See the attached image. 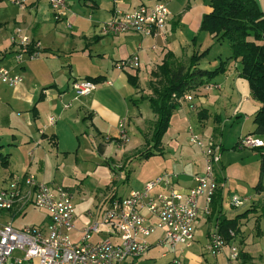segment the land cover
<instances>
[{"label":"crops","instance_id":"crops-1","mask_svg":"<svg viewBox=\"0 0 264 264\" xmlns=\"http://www.w3.org/2000/svg\"><path fill=\"white\" fill-rule=\"evenodd\" d=\"M156 2L166 4L170 17L163 29L152 37L142 36L130 28L115 34L111 31L106 33L102 31V25L112 19L115 11L131 12L142 3V0H71L65 15L72 26L70 32L66 34L61 30V27L66 28L64 22L53 20L47 0H27L23 8L14 4V0H0V50L6 51L0 55V66L8 68L22 78L14 87L0 83V123L14 132L20 128L23 130L22 136L13 132L10 135L9 144L17 150H8L2 155L3 148L0 144V186L11 178L33 174L50 185L67 189L72 200L73 191L67 186L55 183L50 176L52 167L59 158L58 153L63 154L62 161L70 155L71 148L65 146V139L76 141L74 162L90 159L97 163L104 161L112 164L113 160L108 154L111 144L122 146L129 143L130 123L135 124L140 134L144 133L145 123H152V128L150 130L149 126L150 131L148 130V136L145 138L150 145L156 114L152 111L153 116L149 118L145 117L144 112L136 110L130 116V111L126 112V100L130 99L133 102L134 99L130 97L134 94L138 99L148 95L149 91L144 87L142 89L140 85L145 80H150V71L161 64L165 54L171 53L177 61L185 63L192 55H200L206 51L197 62L202 66L206 64L217 66L223 57L230 55V51L224 56L222 50L218 51L217 46H221L222 41L200 31L202 16L211 10L210 0L144 1L147 5ZM17 30L40 44L38 58L27 59L23 54L22 61L16 63L14 52L18 51L19 47L11 39L17 40ZM133 54L139 59L137 68L120 70L116 67L117 61ZM238 72V61L228 59L223 73L215 76L198 90L185 94L190 95L191 100L180 97L179 105L172 112L161 138V151L165 147L180 148L181 138L186 134V130L189 136L188 130L191 128L202 140H211L220 145L221 164L217 163L214 167L216 182L214 196L212 195L210 202L206 201L205 195L198 198V215L192 227L191 244L177 245L175 250L161 246L158 241L164 232L156 229L147 238L149 244L147 252L136 259H127L125 264H140L141 260H153L154 258L148 254L151 249L159 251V258L164 260L163 264H167L175 257L180 264H220L225 261L232 246L237 248L240 255H245L244 258H250L251 264H264V231L257 230L258 224L255 225L256 231H249L247 227L249 215L246 214L238 221L237 232L228 230L230 235L228 240L217 232L218 218L232 219L245 210L257 213L258 220L264 219V170L260 173L261 179L259 178L260 181L254 186L255 191L252 195L246 194L248 190L242 185L238 187L241 188L243 195L233 193L226 187V180L222 174L224 163L221 159L225 150L223 145L225 139L222 136L225 131L235 130V141L231 147L233 151L236 149L261 151L264 147H247L239 143V140L247 135L259 139L262 135L253 133V117L260 104L252 98L247 80L240 77ZM97 76H101L102 79L95 82V88L88 96L75 95L73 81ZM129 77L136 80V86L130 83ZM108 88L113 90V93H107ZM113 100L121 102L124 108ZM50 115L54 117L51 124L47 120ZM123 117L126 118L125 129L128 136L125 141L119 138L117 129L118 120ZM191 120L195 121V126L190 124ZM184 123L189 124L184 126ZM84 134L88 140L93 137L98 139L95 145L97 154L82 146L80 138H83ZM90 147L93 148V145L90 144ZM23 149L25 152L23 158H20L18 150L21 152ZM186 151L182 149L183 165L174 171L166 170V166H162L159 173L156 172L157 174L146 179L142 178L128 190L127 194L142 189L146 182L163 172L175 176L172 189L186 192L194 184V175L202 174L205 169V158L200 148L193 153ZM262 157L264 152L260 153V166L264 169ZM132 159L122 158L117 161L119 168H126V179L130 176L129 167ZM48 164L51 170L47 169ZM161 191H165L162 186L153 190ZM112 195L121 197L110 194L103 198L105 204L98 206L94 213L82 208L79 211L77 209L79 206L74 207V229L69 233L73 242L79 241L85 226L99 220ZM236 202L240 204L236 205ZM26 208L0 210V226L8 222L12 225L18 216L25 215ZM143 213L146 214V211ZM154 221L149 217V223ZM48 222L49 217L45 212L40 221L31 225H17L15 228L30 226L41 228ZM212 235L218 236L222 242L215 250L208 247ZM105 237L104 232L92 234L89 241L97 242ZM250 239L253 246L248 242ZM19 256L20 251H13L5 264H16L14 258ZM239 263L240 261L237 262Z\"/></svg>","mask_w":264,"mask_h":264},{"label":"built area","instance_id":"built-area-1","mask_svg":"<svg viewBox=\"0 0 264 264\" xmlns=\"http://www.w3.org/2000/svg\"><path fill=\"white\" fill-rule=\"evenodd\" d=\"M27 0H14V4L23 8ZM71 0H47L54 21H63L70 29L71 24L65 15ZM142 0L133 11H115L112 19L102 25L104 33H118L133 29L142 36H156L165 26L170 11L165 3L156 2L147 5ZM18 51L14 60L20 63L25 54L27 59L39 57L40 44L17 30ZM6 51L0 50V55ZM138 56L133 54L116 62L118 69L137 68ZM18 74L0 66V83L14 87L21 82ZM72 88L76 96H88L95 83L87 79L73 81ZM191 100L190 95L182 96ZM48 123L54 121L52 115ZM126 118L118 120L119 138L127 140ZM188 139L200 148L205 158L202 174L193 177V185L186 192L172 189L174 175L163 172L146 182L142 189L131 191L121 197L109 200L98 221L87 225L78 242H73L69 233L74 229V207L69 191L61 186H53L39 180L33 174L14 177L0 186V210L23 209L34 206L47 213L49 222L45 227H24L17 229L10 222L0 226V264H5L13 251H20L15 257L16 264H125L127 259H136L144 255L149 244L147 238L156 229L163 230L158 241L161 246L175 250L177 245L189 246L193 240L192 227L198 215V198L205 195L207 202L216 189L214 167L219 162L220 145L214 141H204L189 128ZM247 147H261L264 143L253 135L239 140ZM31 154V152H29ZM165 191L153 192L157 187ZM240 204V202L235 203ZM146 211V214L143 213ZM149 217L155 221L149 223ZM105 233L106 237L90 242L92 234ZM218 236L212 235L208 247L213 250L221 246ZM238 250L230 247L225 261L221 264H237ZM167 264H180L175 257ZM259 264V263H255Z\"/></svg>","mask_w":264,"mask_h":264},{"label":"rangeland","instance_id":"rangeland-1","mask_svg":"<svg viewBox=\"0 0 264 264\" xmlns=\"http://www.w3.org/2000/svg\"><path fill=\"white\" fill-rule=\"evenodd\" d=\"M256 1L258 2L261 10L264 12V0H256ZM65 29L66 28L63 29L61 27V30L64 34H66V32H70L69 29L68 30ZM221 43H220L221 46L218 45L217 47H218V51L219 50L223 51L222 55L224 56L225 54L229 53L230 49L226 41H222ZM208 59L212 60L210 58ZM224 59L225 58L223 57L222 60ZM200 66L211 69L214 68L216 65L210 66L209 64H206V66H202V65ZM149 78L151 79V77ZM141 86L142 89L144 87L145 90L149 91L148 95L151 94V89H149L150 87L148 81L145 80L144 83L140 85V87ZM107 93L111 94L113 93V90H110L108 88ZM195 97L196 96H194V98ZM130 98L134 99V100L132 99L133 102L130 101V99L126 100V112L129 110L130 116L132 112L136 110L144 112L145 117L151 118L153 116V112L149 107L148 101L145 98L141 99L139 97L138 99L136 94H134V96L132 95ZM113 101L119 106L123 107L121 102H119L118 100H113ZM128 107L129 109H127ZM188 124L189 123H184V126H188ZM190 124L195 126V121L191 120ZM149 126L151 130L152 123L150 124L145 123V125L143 126L144 133L140 134V131L136 128L135 124L130 123L129 134L131 138L129 143L122 146H118L117 144L114 143L111 144V150L108 152V154H110L111 156L110 158L113 160L112 164L110 162H104V161H102V163H97L96 161H92L90 159L74 162L73 152L75 150L74 148L76 145V141L75 139L64 140L65 146L71 148L70 155L67 156V159L62 161L61 157L63 156V154L58 153L59 158L56 160V163L53 165L52 170L49 167V164L46 165V167L48 170H51L50 176L51 178L53 177L52 180L55 183L62 184L63 186H67L73 191V196H72L73 207L79 206L77 208L79 211L82 208L83 210L94 213L96 212L95 210L99 208L98 206L105 204V202H103V198L108 197L110 194H114L116 196H125L128 193V190L135 184L139 183V181L142 178L146 179L149 178V176L151 175L159 173L162 166H166L165 167L166 170L174 171L179 166L183 165L184 153L182 152V149L187 150L186 152L188 153H193L198 150V148L188 140L187 130H186V134L183 135V137L181 138L180 148L165 147L161 152L155 150L153 154H149L145 156L144 151L149 144V142L147 143L145 141V138H147L148 136L147 132L149 130ZM22 131L23 130H21V128L16 129L15 132L14 130L11 131L10 128H5L0 123V144L2 145L3 148L2 155L8 152V150H12V149L17 150L16 147L9 144L10 135L13 132L16 135L18 133V135L22 136L23 134ZM234 136H235L234 129H231V131L230 130L225 131L222 136V138L225 139V142H223V145L225 146V150L223 152V158L221 159V162L224 163L222 174L226 180V187L231 189L233 193L243 195L244 193L240 191L241 188L238 187L242 185L243 187L246 188V190H248L246 194L252 195L254 194L255 191L254 186L257 184V182L260 181V180L258 181V179L260 178V173L263 172L264 170L260 166V159H261L260 153L264 152V147L261 148V151L251 150V149H242V150L236 149L235 151H233L234 149L232 150L231 147L235 141ZM82 137L83 138H80L82 146L83 147L85 146L87 150L90 149L95 154H97L95 145L98 139H95L93 137L92 139L88 140V138L87 139L85 138V134ZM261 137H262L261 140L264 143V135H262ZM90 144L93 145V148L90 147ZM18 147L19 148L21 147V142L18 144ZM52 150L53 152H55V149L52 148ZM18 151H19V157L23 158L25 149H23L21 152L20 150ZM122 158L123 159L134 158L132 159V161H130L131 162L129 167L130 176L127 179L125 176L127 174V172L125 171L126 168L123 169L119 168L120 166H118L119 163L117 162ZM260 168H262V171ZM229 202L231 204V201ZM102 208L103 207H100V209ZM25 212H26L25 215L18 216L15 219V221H13L12 224L13 227L17 225L18 226L31 225L32 223H36L40 221L41 217L44 216L45 213L43 210L36 208L34 206L27 207L25 209ZM247 216H248L247 227L249 228V231L252 232L256 231L255 230L256 226L258 231H262V230L264 231V219L258 220L259 215L255 212L253 213L247 212ZM248 242L250 246H253L251 239L248 240ZM148 254L149 256H152L154 259L141 260L140 264L164 263V260H161L159 258V251L157 249L156 250L151 249Z\"/></svg>","mask_w":264,"mask_h":264},{"label":"trees","instance_id":"trees-1","mask_svg":"<svg viewBox=\"0 0 264 264\" xmlns=\"http://www.w3.org/2000/svg\"><path fill=\"white\" fill-rule=\"evenodd\" d=\"M209 4L211 10L202 16L200 31L206 32L218 41H226L230 55L209 69L197 63L206 51L200 55H192L185 63L177 61L171 53H166L161 64L150 71L151 79L148 84L151 94L143 98L156 114V120L151 136L152 143L145 149V156L153 154L155 150L161 152V138L172 112L179 105V98L198 90L215 76L223 73L228 59L238 61V75L247 80L252 98L260 104L253 117V133L264 135V14L256 0H210ZM129 78L130 83L136 86V80L133 77ZM85 79L95 83L102 77ZM263 160L264 157L262 163ZM113 198L115 196L110 200ZM247 212L248 210L238 213L232 219L218 218L217 232L228 240L230 238L228 230L237 232V223ZM33 227L35 226H31ZM244 256L238 253L239 264H251L250 258Z\"/></svg>","mask_w":264,"mask_h":264}]
</instances>
